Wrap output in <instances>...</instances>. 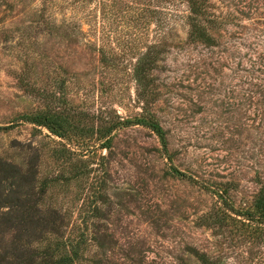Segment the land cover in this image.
<instances>
[{
  "label": "rangeland",
  "instance_id": "obj_1",
  "mask_svg": "<svg viewBox=\"0 0 264 264\" xmlns=\"http://www.w3.org/2000/svg\"><path fill=\"white\" fill-rule=\"evenodd\" d=\"M202 1L213 46L190 40L186 0H0V158L48 181L74 264H264V237L208 219L215 191L247 209L264 184V0ZM50 109L66 137L25 121ZM151 113L173 162L137 124Z\"/></svg>",
  "mask_w": 264,
  "mask_h": 264
},
{
  "label": "trees",
  "instance_id": "obj_2",
  "mask_svg": "<svg viewBox=\"0 0 264 264\" xmlns=\"http://www.w3.org/2000/svg\"><path fill=\"white\" fill-rule=\"evenodd\" d=\"M186 1L189 5L187 23L190 40L216 45L217 38L202 21L206 14L204 2ZM155 62L153 58L138 62L135 78L139 86L151 84L148 77ZM24 118L26 122L45 127L62 138L73 130L70 116L52 109L40 110ZM137 124L148 127L156 135L161 145L160 151L173 162L169 134L156 115L151 113L140 118ZM120 125L126 127L128 123L123 121L101 127L97 132L101 138H106ZM0 129L4 127L0 126ZM174 170L180 173L176 168ZM48 187V181L40 182L39 170L35 166L23 167L0 158V264H74L80 258L84 241L66 236L67 215L58 208L45 205ZM215 192L223 205L215 213L210 212L208 219L213 220L214 225L223 226L228 219H232L241 223L244 234L264 237V184L255 194L253 207L247 209L237 208L230 196H224L228 190ZM191 254L199 264H218L198 249H191Z\"/></svg>",
  "mask_w": 264,
  "mask_h": 264
}]
</instances>
